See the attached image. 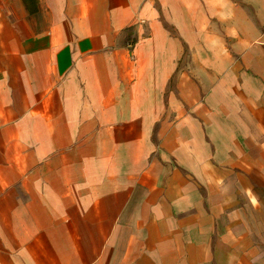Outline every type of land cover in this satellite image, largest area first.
<instances>
[{
	"label": "crops",
	"instance_id": "0c3cea01",
	"mask_svg": "<svg viewBox=\"0 0 264 264\" xmlns=\"http://www.w3.org/2000/svg\"><path fill=\"white\" fill-rule=\"evenodd\" d=\"M0 264H264V0H0Z\"/></svg>",
	"mask_w": 264,
	"mask_h": 264
}]
</instances>
